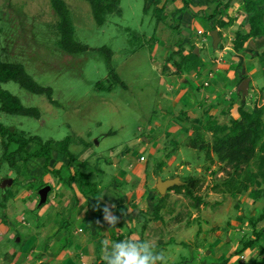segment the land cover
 Listing matches in <instances>:
<instances>
[{"label": "rangeland", "instance_id": "rangeland-1", "mask_svg": "<svg viewBox=\"0 0 264 264\" xmlns=\"http://www.w3.org/2000/svg\"><path fill=\"white\" fill-rule=\"evenodd\" d=\"M63 1L70 11L75 39L89 47L85 53L71 55L60 47L61 38L57 30L59 18L50 0H0L2 60L22 64L38 84L54 90V100L60 103L59 106L52 105L46 96L31 94L19 84L9 82L3 84V89L18 97L24 106L37 108L41 118L0 113V123L12 132L24 133L27 137L36 136L43 142L69 140V151L75 158L89 152L93 157L87 165L73 162L71 172L74 173L79 167L81 172L90 174L89 182L97 184L100 191L111 186L116 188L117 178L121 177L117 189L129 193L130 199L133 195L131 203H134L135 195H141L145 185L148 189L156 187L159 178L164 181L173 179L171 177L184 180L188 176L201 179L203 184L195 193L206 204L195 209L194 201L180 195L174 202L176 204L172 205L175 208V215L171 219L173 229L165 241L166 246L160 245L154 249L165 252L167 264H179L184 259H191L192 255H197L199 247H203L205 257L209 259V252H220L216 246L220 242L224 246L231 245L230 242L234 247L240 244L242 248L244 242L255 238L250 218L259 217L263 203L254 202L249 194L235 199L219 192L218 189L223 187V182L229 177V169L226 171L217 158L215 168L211 167L209 160H205L206 166L210 165L206 168L204 153L189 147L185 135L176 132L162 137L160 151L157 155L151 154L159 136L171 129L172 124L169 122L175 119L171 114L174 111L171 98L175 97L178 102L184 94V90L175 87L180 76L176 75L173 64V60L180 59L176 54L179 50L189 53L194 46L199 47L202 60L211 64V61L219 60L221 49L233 48L238 31L221 29L223 42L216 52L210 36L198 34L199 31H213L212 22L202 16L191 22L189 18L192 15L188 13H183L182 21L181 13L168 19L166 14H162L159 22L156 8L160 5H152V0H121L119 10L109 14L106 23L100 27L87 1ZM209 1L198 3L196 0L197 10L209 12ZM242 7V0H238L236 7L218 20L228 22L231 15L234 18L236 15L237 27H241L240 24H245L247 18ZM261 48H264L262 43L252 46L254 58L261 59L260 62L248 63V79L252 80V85L246 96L247 108L264 106V50ZM105 49L112 52L111 61ZM229 50L224 55L225 61L230 58ZM170 58L172 60L169 61ZM166 64L168 69L165 71ZM208 73L205 79L211 85L214 80L208 78ZM199 75L190 81L191 85L187 84V97L192 94L202 100V95L211 89L204 87V76ZM240 78V74L233 75L225 87L237 106L230 111L228 105L216 107L217 112L213 113L223 123H229L230 118L221 116L223 109L231 117L239 118L238 105L244 100L242 93V99H239L237 92ZM206 108H202L203 113ZM209 136L208 141L212 142ZM151 137L150 145L146 140ZM176 144L179 152L175 148ZM165 147L170 156L167 161L163 150ZM37 148L32 144L28 150L31 152ZM53 150L50 168L59 170L67 167L69 161L56 144ZM3 155L0 140V264H13L15 260L19 261L16 262L18 264H38L36 261L40 260L50 264L53 261L46 259L49 256L47 252L55 244L62 245L57 249V256H65L63 251L68 249L65 264H87L89 261L86 257L91 252L93 241L89 233L86 230L81 232L78 226L83 217L78 215L80 210L77 208L86 201L79 191V184L76 183L77 189H66L55 175L44 168V159L31 160L25 166L21 158L16 157V169L7 161H1ZM142 157L146 161H141ZM162 162L164 167L158 169ZM135 164L137 167L134 169ZM201 164L203 166L198 172ZM67 173L64 177H68ZM10 179L14 184L4 189V181ZM46 185L53 188L50 200L36 212L38 191ZM161 197L158 195L159 199ZM168 199L170 195L166 197ZM85 205L81 206V213ZM196 214L197 217L192 219ZM177 218L182 219L183 223L179 224ZM71 219L72 229L71 226L63 229L64 223ZM232 221L238 222L237 231L231 230ZM263 225L259 223L256 229L262 230ZM122 227L123 234L128 235L127 225ZM66 231L69 232L67 236ZM260 244L253 253L254 259L258 261L264 259V239ZM42 246L48 251L43 252ZM4 257H7V262L2 260Z\"/></svg>", "mask_w": 264, "mask_h": 264}, {"label": "trees", "instance_id": "trees-1", "mask_svg": "<svg viewBox=\"0 0 264 264\" xmlns=\"http://www.w3.org/2000/svg\"><path fill=\"white\" fill-rule=\"evenodd\" d=\"M82 1H87L90 4L93 18L96 24L100 27L106 23L109 14H113L119 10L121 4V0ZM164 1L165 3L161 7L159 6L160 4L158 1L152 2V5L156 4L159 6V8H156L159 22L161 21L160 18L162 14L165 13L166 5L170 2L175 3L179 0ZM235 1L236 0H229L224 3L220 0H216L217 7L213 14H202V17L206 18L210 23L214 21L213 31L218 28L223 29L233 25L235 21L233 18H229V20H227L228 22H226V20L218 19L219 17L225 16V14L232 8ZM50 2L59 18L57 30L61 38L59 40L60 47L66 53L71 55L89 51L87 45L82 44L75 39V30L66 3L63 0H50ZM182 2L185 9L189 8L190 0H182ZM242 2L247 18L246 23H242L241 28L237 32L233 41V50L236 53H243L246 49V44L251 39L264 37V0H242ZM193 15L196 17L200 16L197 13ZM216 24L218 26H216ZM246 27H248V31L245 30ZM209 38L213 41L212 37ZM195 48L196 47L194 46L188 54H185L184 50H179L176 54L180 58L178 61L174 58L175 62L173 60L174 67L176 68V75L182 77L184 73L187 72L201 73L205 65L202 57L194 54ZM105 51L107 52L108 60L111 61L113 55L112 52L108 49H105ZM168 60L170 61L172 58ZM167 64L164 68L165 71L168 69ZM248 78L249 77L242 78L240 84L243 80ZM9 82L19 84L31 94L46 96L52 105H60L59 102L54 100V90L51 87H44L38 84L22 64L6 63L0 56V113L26 116L34 119L41 118V112L37 108H28L24 106L18 97L3 89V84ZM262 91L264 92V88ZM238 95L239 99H242L241 93H238ZM240 102L241 105H238V119L231 117L229 123L221 124L212 117L208 118L199 131L192 132L188 144L195 149L206 152L208 159L211 158V154L215 155L223 168L226 171L229 169V177L223 182V187L218 189L219 192L227 193L235 199L249 193L250 198L254 200V202L264 203V106L253 105L252 107L247 108L246 98ZM232 105L234 106L236 104L233 103ZM225 114L228 115L226 111ZM207 133H212V142H208L206 139ZM0 140L4 149V155L1 161H7L12 168L18 169L16 157L21 158L22 163L25 166H28L31 160L44 159V168L59 178L60 182L66 183L69 186H72L75 182L79 184V190L90 207H107L106 204L101 201V191L97 187V184H91L89 182L90 174L81 172L78 170L79 167L75 169L74 173L71 172L70 166L77 160L69 151V140L57 143L54 140L43 142L41 138L36 136L27 137L24 133L19 134L12 132L1 123ZM32 144H35L38 148L30 152L28 148ZM55 144L60 148L61 154H63L69 161L67 167L64 166L59 170L50 169V163L54 157L53 146ZM168 158L170 159V156L167 155V159ZM87 163L88 161H85L82 165L85 166ZM164 165V163H161L158 169H161ZM64 170L68 172V177H64V174L66 173ZM181 181L182 185L175 186L170 189L169 192L175 191L178 194L191 199L194 201L193 207L195 209H199L201 205L206 204V202L195 193V190L200 189L203 184L201 179L194 176H188ZM168 193L160 198L159 204L155 207L151 220H163L160 213ZM110 209L111 212H120V207ZM262 221H264V205L259 217L250 219V223H252L254 228L255 238H251L244 242L242 249L237 252L238 254L255 249L258 246L260 247V243L264 238V230H257L256 228ZM72 225V223L67 221L64 223L63 229H68L70 226L72 227ZM124 239H126L124 235L115 234L112 236L111 242H118ZM139 241H144V239L141 238ZM107 251L106 243L99 239L96 242V254L93 264H105L104 257L107 255Z\"/></svg>", "mask_w": 264, "mask_h": 264}, {"label": "crops", "instance_id": "crops-1", "mask_svg": "<svg viewBox=\"0 0 264 264\" xmlns=\"http://www.w3.org/2000/svg\"><path fill=\"white\" fill-rule=\"evenodd\" d=\"M154 1H158L160 6H162L165 3L164 0H152V2H154ZM197 1H198V3H200L203 0H197ZM220 1L224 2V0H220ZM237 1L238 0H236L233 3L231 10H233V8L236 7ZM196 3H197L196 0H190L189 8H187V9L184 8L182 0H179L175 3H173V2L168 3L166 5V10L164 13V14H166V19L171 18V17L174 18L176 15H179L181 13L180 14V17H181L180 20L182 21V19H184L183 13H188L189 15L190 14L192 15V17L189 18L190 21L194 22L195 20H197L200 17L196 18V16L194 17L193 14L197 13L200 16H202L203 13H206L208 15H211V14H213V12L215 11V9L217 7L216 0H211V1H209L210 11L209 12H202L200 10H197V7L195 6ZM224 3H226V2H224ZM234 5H235V7H234ZM242 8L244 9V6ZM242 12L245 13L244 10ZM230 17L235 19V21H234L232 26L226 27L227 30L235 29L236 31H239L241 27H237V24H238V21L236 20L237 16L235 15V18H234V16L231 15ZM213 25H214V21L212 22V26ZM241 25H242V23L240 24V26ZM224 29L225 28H223V30ZM218 30L220 31L221 29L218 28ZM245 30L248 31L249 30L248 27H246ZM220 32H219V34H220ZM222 42H223V38H221V43ZM258 43H262V45L264 46V37L251 39L246 44V49L243 53H236L233 50V48H226L224 51H221L222 49L220 50V53H219V60L220 61L219 60L218 61H211L212 60L211 59L210 60L211 64H209L208 62L203 60L205 67L202 69V71L200 73L202 76L201 75H199V76H201V77L204 76V82H205L206 81L205 75L207 74V72L212 70V71H215V77L213 79L214 80L213 83L210 85V88H209L211 90L209 92H206V94L204 96L202 95V97H203L202 100H199L197 97H193L192 94L190 95V97L188 96L189 98L187 97V95L189 94V93H187V91L189 90L187 88V84L191 85V82L198 77V74L196 72H189V73L187 72V73H184V75L182 77L178 76L179 78H177V79H179V83L177 85H175V87H177V89L184 90V94H182V91H181L180 94H182V95H181V98L178 99V102H177V99L175 97L171 98V101L173 102V105H174V108H173L174 111L171 112V114H172V116H174L175 119L169 122V124H172V127H170L171 129H168L166 134L160 135L159 138L157 139L158 141L155 142V145L151 149L152 155H157L158 152L160 151V149H159L160 142L163 141L162 137H164V136H171L177 132L179 135H185L186 136V142H188L189 139L191 138L192 132L199 131L204 126V124L208 118L212 117V118L216 119L219 123L223 124V122H221L220 119H218L213 113L217 112L218 108H216V107H220L223 105H224V107H227V105H228L227 108L230 111V109H232V107L237 106V105H234V106L232 105L233 104L232 99L229 97L228 92H226L227 89L225 91V87L231 82V79L233 78V75H235V74L236 75L240 74V77H241L240 79H242L244 77H249V73H248L249 72V65H248V63L249 64L250 63L258 64L257 62H260V60H261V59L259 60L258 58L255 59L254 55H253L254 49H252V46L255 44H258ZM227 49H230L229 51H231L230 52L231 55H229V57H230L229 60L225 61L224 55H226L225 53H228ZM261 50H264V48H261ZM216 52H218V50ZM200 53H201V50H200ZM185 54H188V52L185 51ZM249 81H250V84L252 85V80L250 79ZM172 88H173V86H172ZM172 90H174V89H172ZM237 92L240 94L239 88H238ZM203 107H207L204 110V113H203V109H202ZM225 111H226V113L230 114L227 110L223 109L220 112L221 116H224V117L230 116V118H231V115H226ZM230 118H229V120H230ZM208 135H210L209 137H211V139H212V133L206 134L207 140H208ZM146 142L151 145L152 137L148 138L146 140ZM174 142H176V141L174 140ZM164 143H166V142H164ZM187 145L189 147H191L188 143H187ZM175 148L178 150L177 152H179V148L177 147V144L175 145ZM192 149L196 150V151H200L201 153H204V160L203 161H204L205 166H206L205 160H209L211 163L210 164L211 167L215 168V166L217 164L216 163L217 160H216L215 155L211 154V156H210L211 158L208 159L206 152L195 149L193 147H192ZM163 150L165 151V155H167L168 151H167L166 147ZM91 157H93V156H90V153L87 152V153H84L83 155H80L79 157H77L76 162H80V163H83L85 161L89 162V159ZM167 160L168 159H166V161ZM68 164H69V162H68ZM210 165L206 166V168H209ZM201 166H203V164H201L199 166L198 172L201 171L200 170ZM136 167H137V164L134 165V169ZM181 168H183V167L181 166ZM211 171L212 170H209V172H211ZM155 176H157V175H155ZM141 177H143V176L141 175ZM171 178H173V177H171ZM57 179L59 180V178H57ZM121 181H122V178L119 177V178H117L116 188L111 186V187H108L107 189L101 190V201L104 204H106L107 207H109V208L120 207V212H112V214L114 216L119 218L118 222L116 224H110L104 219L105 213H104L103 207H92V206L90 207L88 205L87 201H85L83 203V204L86 203L85 210L83 211V213H81V206L83 204L80 206V208H77L78 211L80 210V212H79L80 214H78V215L83 217L82 220L79 221V222H81V224L78 225L79 229L82 230V232L86 230L89 233L91 240L93 241V243L90 245L91 246V252L86 257V259H88V261H89L87 264H93V262L95 261L94 258H95V254H96V241L99 239H102L105 243L107 242V244H109L110 239L112 240L111 236H113L115 234L116 235L121 234V235H124L126 237V239L131 238L135 241H139V240H141V238H143L145 241H151L152 244L154 245V248L157 249L160 245L166 246L165 241H167V237L170 236V232H172L171 230L173 229V227L171 225V219L175 215V214H173L175 208L172 207V205L176 204L174 202L177 201V199H179L181 194H178L175 191L174 192L168 191L169 192L168 195H170V199L165 200L164 206L162 207L161 213H160L161 216L163 217V220L162 221H153V220H151L152 214H153L155 207L158 205L159 200H160L158 198V195H160V194L158 193L156 187L148 189V186L145 185L144 191L141 192V195L140 194H139V196L135 195L136 198H134V203H131L132 202L131 199H132L133 195L131 196V199H130L129 193L120 192L117 189V185L121 184ZM76 183L77 182H75L72 186H69L66 183L60 182V184L64 187H66V189H71V188L77 189ZM139 187H136V188H139ZM247 194H249V193H247ZM262 205H264V203ZM196 217H197V214L194 215L192 219H194ZM245 217H247V215ZM66 219H69V217L66 216ZM177 219H178L179 224L183 223L182 219H179V218H177ZM70 222L72 223V219L70 220ZM85 222L87 223V225H85ZM236 223H238V222L237 221L231 222V225H230L231 230L237 231ZM261 223L263 224L264 221H262ZM122 225H127V228H129L128 229L129 232H127L128 235L123 234L124 232H122V231H124V230L122 229L123 228ZM188 225H190V223H188ZM71 229H72V227H71ZM137 230H138V232H137ZM263 230H264V227H263ZM180 231H182V230H180ZM202 232H203V230H202ZM101 233H102V235H101ZM65 234L67 236V235H69V232L66 231ZM230 244L231 245L224 246V244L220 242L218 245H216L218 247V251H220V252L219 253L217 252L218 254L216 253V251L209 252L208 255L211 256L209 259L205 257L206 253H205V250L203 249V247H199L197 255H192L191 259H184V261L179 263V264H263L264 263V259L261 261H258L256 258L254 259V257H253V253L257 250V248L248 250V251L241 253V254H238L236 251L237 250L240 251L242 249L240 247L241 245L238 244L237 246L234 247V245L231 242H230ZM183 245H186V243H184ZM61 246L62 245L55 244L52 246V248L49 249V251H48V248H46V247L44 248V246H42L43 252L48 251L47 253L49 254L48 258H46V259L53 261L50 264H57L58 262H61L63 260H64L63 263L64 264L66 263V261H65L66 257L65 256L68 255V254H66L68 249L63 251V253H65V256L64 255H59V256L56 255L57 249L59 250ZM223 252H226V253H223ZM164 254H165V252H164ZM263 254H264V252H263ZM7 257H4L2 260L7 262V260H6ZM12 259H13V257H12ZM12 259H10V260L12 261ZM167 261H168V259H167ZM16 262H19V261L15 260L13 264H15ZM67 262H68V259H67ZM36 263L47 264L46 261H44V260L36 261ZM16 264H18V263H16Z\"/></svg>", "mask_w": 264, "mask_h": 264}, {"label": "clouds", "instance_id": "clouds-1", "mask_svg": "<svg viewBox=\"0 0 264 264\" xmlns=\"http://www.w3.org/2000/svg\"><path fill=\"white\" fill-rule=\"evenodd\" d=\"M104 219L110 224H116L118 217L111 209L104 208ZM105 264H167V257L163 251L154 250L151 241H135L131 238L107 244Z\"/></svg>", "mask_w": 264, "mask_h": 264}, {"label": "water", "instance_id": "water-1", "mask_svg": "<svg viewBox=\"0 0 264 264\" xmlns=\"http://www.w3.org/2000/svg\"><path fill=\"white\" fill-rule=\"evenodd\" d=\"M219 32L220 31L217 29L210 33L211 37L213 38V45H214L215 50H218L219 45L221 43V37H220ZM194 54H196L197 56H201L199 47L195 48ZM249 87H250L249 79L243 80V82L239 86V92L242 93V96L244 97V99L246 98L248 94ZM13 184H14V181L12 179L6 180L3 183V188L5 189L7 186H12ZM180 185H182V181L180 178H173V179H169L165 181L159 178L158 184L156 185V189L158 193L160 194V196L163 197L168 193L170 189L174 188L175 186H180ZM52 191H53V188L51 185H46L45 187L41 188L38 191L39 200H38V204L36 207V212H39L46 204H48Z\"/></svg>", "mask_w": 264, "mask_h": 264}, {"label": "built area", "instance_id": "built-area-1", "mask_svg": "<svg viewBox=\"0 0 264 264\" xmlns=\"http://www.w3.org/2000/svg\"><path fill=\"white\" fill-rule=\"evenodd\" d=\"M198 34H199V35L207 34L208 36L211 37V35H210L209 32L199 31ZM208 77H209L210 80H213L214 77H215V71H209V73H208ZM204 87H210V82H209V81H206V82L204 83ZM140 159H141V161H146V159H145L144 157H142V158H140ZM80 231L82 232V230H80ZM83 264H86V263H83Z\"/></svg>", "mask_w": 264, "mask_h": 264}, {"label": "flooded vegetation", "instance_id": "flooded-vegetation-1", "mask_svg": "<svg viewBox=\"0 0 264 264\" xmlns=\"http://www.w3.org/2000/svg\"><path fill=\"white\" fill-rule=\"evenodd\" d=\"M45 187V186H44ZM43 188V187H42Z\"/></svg>", "mask_w": 264, "mask_h": 264}]
</instances>
